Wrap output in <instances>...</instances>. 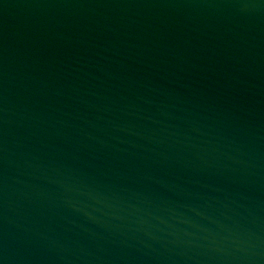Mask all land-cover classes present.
I'll return each instance as SVG.
<instances>
[{
    "label": "water",
    "instance_id": "water-1",
    "mask_svg": "<svg viewBox=\"0 0 264 264\" xmlns=\"http://www.w3.org/2000/svg\"><path fill=\"white\" fill-rule=\"evenodd\" d=\"M0 264H264V0H0Z\"/></svg>",
    "mask_w": 264,
    "mask_h": 264
}]
</instances>
